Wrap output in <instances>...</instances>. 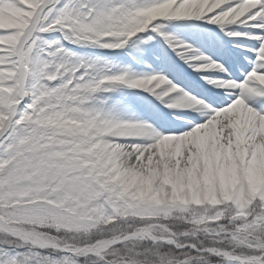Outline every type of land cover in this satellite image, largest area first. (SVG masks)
Masks as SVG:
<instances>
[{
  "label": "snow or ice",
  "instance_id": "obj_1",
  "mask_svg": "<svg viewBox=\"0 0 264 264\" xmlns=\"http://www.w3.org/2000/svg\"><path fill=\"white\" fill-rule=\"evenodd\" d=\"M0 264H264V0H0Z\"/></svg>",
  "mask_w": 264,
  "mask_h": 264
},
{
  "label": "bare ground",
  "instance_id": "obj_2",
  "mask_svg": "<svg viewBox=\"0 0 264 264\" xmlns=\"http://www.w3.org/2000/svg\"><path fill=\"white\" fill-rule=\"evenodd\" d=\"M208 71H214V70H208Z\"/></svg>",
  "mask_w": 264,
  "mask_h": 264
},
{
  "label": "rangeland",
  "instance_id": "obj_3",
  "mask_svg": "<svg viewBox=\"0 0 264 264\" xmlns=\"http://www.w3.org/2000/svg\"><path fill=\"white\" fill-rule=\"evenodd\" d=\"M189 71H191V70L189 69Z\"/></svg>",
  "mask_w": 264,
  "mask_h": 264
}]
</instances>
